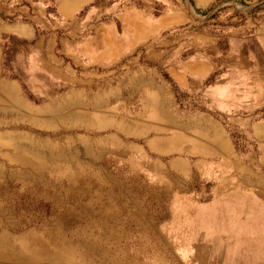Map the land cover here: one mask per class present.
Returning a JSON list of instances; mask_svg holds the SVG:
<instances>
[{"label": "rangeland", "instance_id": "rangeland-1", "mask_svg": "<svg viewBox=\"0 0 264 264\" xmlns=\"http://www.w3.org/2000/svg\"><path fill=\"white\" fill-rule=\"evenodd\" d=\"M4 7L36 31L57 32L51 70L64 75H19L2 64L0 264H178L157 188L170 163L151 143L186 132L195 184L222 160L205 151L218 134L230 163L264 174V104L249 110L242 96L239 109L218 111L206 81L184 78L202 75L207 52L219 55L209 75H237L230 41L242 16L264 15V0H0L1 16ZM154 95L159 116L145 112ZM165 113L180 121L164 125ZM242 211L264 227V208Z\"/></svg>", "mask_w": 264, "mask_h": 264}, {"label": "crops", "instance_id": "crops-1", "mask_svg": "<svg viewBox=\"0 0 264 264\" xmlns=\"http://www.w3.org/2000/svg\"><path fill=\"white\" fill-rule=\"evenodd\" d=\"M3 11V16L0 14V75H3L2 64L14 65V69L21 73L19 75H64L51 70L57 63L51 54L57 43V32L36 31L27 23L17 22L16 12L10 7H4ZM241 19L242 22L236 26V38L230 41L237 75H209L215 66L218 67L219 55L215 60L208 52L199 61L206 72L202 70V75H184L187 81H206L203 89L206 101L212 109L218 111L239 109L242 96L249 110H256L257 102L264 104V15L257 19L248 14ZM3 38H7L8 42L2 47ZM17 39L21 41V49H17L14 43ZM33 63L40 65L36 72L32 71L33 67L16 66ZM221 76H224L223 81ZM226 91L231 94H226ZM155 96L152 98L155 99ZM154 103H147L145 112L159 116L164 108L161 109L159 101ZM164 118V125L172 126L171 120L177 125L178 119H173L169 113H165ZM204 119L205 126L217 130L215 120L210 116ZM159 137L152 141V147L168 155L166 157L170 168L158 170V174L168 177V182L157 188L167 196L168 206L163 215V226L178 264H207V260L208 264H264V237L248 233L261 232L264 227L249 224L246 213L242 211L251 206L264 208V174L254 169L236 167V161L232 159L234 163H230L221 145V140H225L218 134L217 145L205 148V151L211 150L212 155L222 156L223 161L218 160L216 168L205 169V173L197 174L201 176L199 180L204 179L206 183L195 184L193 180L198 179L193 178V175L190 178L186 166L193 153L192 143L191 140L190 144L182 143L187 133H175L173 136L164 134ZM174 137L181 140L172 143ZM218 156L216 159H219ZM177 164L185 166L180 170L172 168ZM238 227L240 234L236 231ZM246 243L254 247H243L242 244ZM217 246L218 249L215 248Z\"/></svg>", "mask_w": 264, "mask_h": 264}, {"label": "built area", "instance_id": "built-area-1", "mask_svg": "<svg viewBox=\"0 0 264 264\" xmlns=\"http://www.w3.org/2000/svg\"><path fill=\"white\" fill-rule=\"evenodd\" d=\"M236 7L239 8V9H241V8H244V9H250V8L252 7V5H245V6H243V5H239V4L237 3V1H236Z\"/></svg>", "mask_w": 264, "mask_h": 264}, {"label": "bare ground", "instance_id": "bare-ground-1", "mask_svg": "<svg viewBox=\"0 0 264 264\" xmlns=\"http://www.w3.org/2000/svg\"><path fill=\"white\" fill-rule=\"evenodd\" d=\"M32 185V184H31ZM22 221V220H21ZM0 225H1V222H0ZM20 226V225H19Z\"/></svg>", "mask_w": 264, "mask_h": 264}]
</instances>
